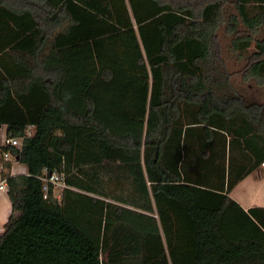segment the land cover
I'll list each match as a JSON object with an SVG mask.
<instances>
[{
	"label": "trees",
	"instance_id": "1",
	"mask_svg": "<svg viewBox=\"0 0 264 264\" xmlns=\"http://www.w3.org/2000/svg\"><path fill=\"white\" fill-rule=\"evenodd\" d=\"M2 124L0 264H264V0H0Z\"/></svg>",
	"mask_w": 264,
	"mask_h": 264
},
{
	"label": "rangeland",
	"instance_id": "2",
	"mask_svg": "<svg viewBox=\"0 0 264 264\" xmlns=\"http://www.w3.org/2000/svg\"><path fill=\"white\" fill-rule=\"evenodd\" d=\"M221 42L225 47V59L229 68L233 69L240 66L243 63L242 60L238 61L235 54L226 49L228 37L221 35ZM58 188L55 187V191H57ZM231 195L238 198L242 204L264 199V175H262L261 172H259L258 175L252 172L242 180L239 179L231 188Z\"/></svg>",
	"mask_w": 264,
	"mask_h": 264
},
{
	"label": "crops",
	"instance_id": "3",
	"mask_svg": "<svg viewBox=\"0 0 264 264\" xmlns=\"http://www.w3.org/2000/svg\"><path fill=\"white\" fill-rule=\"evenodd\" d=\"M32 129V125H28L26 131L29 132ZM4 130H5V126L4 124L0 125V144H1V139L4 135ZM3 162H7L8 166H4ZM6 172L9 174H16V173H25L26 169L24 164H22L19 161H11V158L8 159H2L0 156V172ZM254 172L255 174L258 175L259 172L262 173V175H264V166L260 165V163H258L257 167L250 171L249 173H247L245 176H243L242 178H240L241 180L246 177L248 174ZM5 183V182H4ZM230 195H231V190H230ZM232 196V195H231ZM241 207H243V209L247 208L248 206L251 205H261L264 206V199L262 200H256V201H250V202H246L245 204H242L238 198L232 196ZM10 212V204H9V200L6 194V190L5 189H0V229L2 227V224L4 223V221L7 219L8 215Z\"/></svg>",
	"mask_w": 264,
	"mask_h": 264
},
{
	"label": "built area",
	"instance_id": "4",
	"mask_svg": "<svg viewBox=\"0 0 264 264\" xmlns=\"http://www.w3.org/2000/svg\"><path fill=\"white\" fill-rule=\"evenodd\" d=\"M28 133L27 131L24 132ZM23 135H18V136H5L3 135L1 139V144H0V156L2 159H8L11 158V161H16L15 158L13 157V153L9 150V148H1L2 145H14L18 147L20 145L21 139ZM260 165L264 166V160L260 162ZM43 173L39 176L41 181H42V189L45 192L47 185L53 184L58 187H62L64 185L63 182V175L55 170H50L46 172V170L43 168ZM0 189H6L4 179H0ZM58 196V194L56 195Z\"/></svg>",
	"mask_w": 264,
	"mask_h": 264
}]
</instances>
